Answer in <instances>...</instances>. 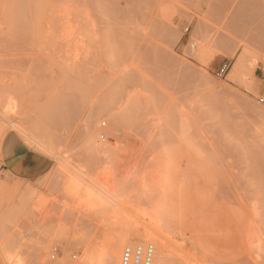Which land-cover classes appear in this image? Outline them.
<instances>
[{"label":"rangeland","instance_id":"rangeland-1","mask_svg":"<svg viewBox=\"0 0 264 264\" xmlns=\"http://www.w3.org/2000/svg\"><path fill=\"white\" fill-rule=\"evenodd\" d=\"M26 149L45 168L8 173ZM125 236L264 264V0H0V264Z\"/></svg>","mask_w":264,"mask_h":264},{"label":"crops","instance_id":"crops-1","mask_svg":"<svg viewBox=\"0 0 264 264\" xmlns=\"http://www.w3.org/2000/svg\"><path fill=\"white\" fill-rule=\"evenodd\" d=\"M18 153H6L4 155V167L8 173L14 176H35L45 168V160H43L34 150L26 149L17 151ZM30 161L34 162L30 165ZM25 169L26 174H22L21 170Z\"/></svg>","mask_w":264,"mask_h":264},{"label":"built area","instance_id":"built-area-1","mask_svg":"<svg viewBox=\"0 0 264 264\" xmlns=\"http://www.w3.org/2000/svg\"><path fill=\"white\" fill-rule=\"evenodd\" d=\"M227 70L223 64L217 74L223 75ZM120 264H161L156 259L155 246L152 242L138 241L122 246L119 256Z\"/></svg>","mask_w":264,"mask_h":264},{"label":"bare ground","instance_id":"bare-ground-1","mask_svg":"<svg viewBox=\"0 0 264 264\" xmlns=\"http://www.w3.org/2000/svg\"><path fill=\"white\" fill-rule=\"evenodd\" d=\"M144 236H145V234H144ZM145 239H146V236H145ZM131 241H134V238H130V237L125 236L122 239H117L116 243L110 244V246L108 247V250H107V255H108L109 262L111 264H120V262H119L120 246L119 245L131 243Z\"/></svg>","mask_w":264,"mask_h":264}]
</instances>
